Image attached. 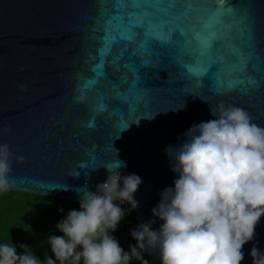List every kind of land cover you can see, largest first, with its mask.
Returning a JSON list of instances; mask_svg holds the SVG:
<instances>
[{"label": "water", "instance_id": "obj_1", "mask_svg": "<svg viewBox=\"0 0 264 264\" xmlns=\"http://www.w3.org/2000/svg\"><path fill=\"white\" fill-rule=\"evenodd\" d=\"M114 2L0 0V128H9L0 133V144L25 157L23 163L13 161L11 191L78 203L81 194L96 192L106 181L108 166L122 161L121 175L136 174L142 181L134 194L142 222L155 220L152 228L158 230L163 221L151 210L178 178L165 152L169 145L181 143L193 124L216 119L210 107L221 101L245 109L264 127V87L227 88L237 61L233 49L247 53L251 43L257 62L264 57V0H174L169 16L159 14L163 20L175 17L165 27L177 28L170 42L153 39L143 51V30H137L135 42L112 48L106 77L85 87L99 63L105 17ZM210 37L218 59L208 80L222 78L220 93L208 80L190 76L178 59H189ZM118 53L123 58L113 65ZM197 81L200 88L193 87ZM116 91L122 92L119 99ZM102 98L107 112L98 109ZM254 245L264 252V216L254 240L243 247L241 264H252Z\"/></svg>", "mask_w": 264, "mask_h": 264}, {"label": "clouds", "instance_id": "obj_2", "mask_svg": "<svg viewBox=\"0 0 264 264\" xmlns=\"http://www.w3.org/2000/svg\"><path fill=\"white\" fill-rule=\"evenodd\" d=\"M210 112L216 119L193 124L181 143L165 149L178 178L151 210L163 223L158 230L152 229L155 220L138 225L130 233L136 241L130 251L111 233L126 214L119 205L138 207L134 194L142 181L136 174L122 176L118 161L107 167V179L96 192L80 195V210H70L56 225L63 236L47 241L55 260L46 256L41 262L25 244L18 254L17 246L0 243V264H131L133 259L148 264L143 253L153 250L160 264H241L243 247L254 240L264 216V127L245 109L222 101ZM24 160L0 144V193L15 188L12 164ZM250 255L252 264H264V252L255 245Z\"/></svg>", "mask_w": 264, "mask_h": 264}, {"label": "snow or ice", "instance_id": "obj_3", "mask_svg": "<svg viewBox=\"0 0 264 264\" xmlns=\"http://www.w3.org/2000/svg\"><path fill=\"white\" fill-rule=\"evenodd\" d=\"M167 3V7H165ZM175 7L174 0H115L112 5V11L105 17V31L102 36V47L99 49V63L94 65L92 72L93 76L86 82L85 87H92L99 84L100 79L106 77L107 73L105 65L108 63L107 57L111 54L112 48L117 44H130L136 41L138 31L142 29L144 34L143 41L138 47L143 51H149V42L153 39L161 42L171 41L172 35L177 31V28H170L165 32V27L169 23H175V17L171 21L160 19L159 14L164 16L170 15V9ZM218 15V13H217ZM181 34H185L183 29H179ZM214 36V34H213ZM199 39V38H198ZM236 53L237 61L232 65V71L230 75L233 76L227 83L229 91L236 88L239 85L256 87H264V79H256L255 73H259L261 77H264V57H260L257 62L255 56L254 46L249 45L247 53L240 49H233ZM189 55V59L185 60L184 54L178 56L181 61V66L185 68L190 76L200 80H208V77L215 71V64L217 62L216 50L212 47V38H208L203 41ZM123 58L121 53L115 55L111 61L113 65H116ZM251 64V71H249V65ZM128 67V65H125ZM198 69V70H197ZM207 73V76L205 75ZM237 73L239 75H237ZM209 83L214 84L215 91L220 93L224 87L222 78L214 80H208ZM115 91V85L111 86ZM129 87L134 88V85ZM242 92L247 91V88L242 89ZM122 95V92L116 91V98ZM98 105V109L101 112L108 111V105L103 103ZM111 99V97H108ZM140 99V98H137ZM127 103V101H125ZM135 106L129 104V111L134 112ZM113 115L119 116L115 109L112 110ZM137 120L136 122H138ZM129 125H127L126 129ZM89 127H94V123ZM83 168V167H80Z\"/></svg>", "mask_w": 264, "mask_h": 264}, {"label": "trees", "instance_id": "obj_4", "mask_svg": "<svg viewBox=\"0 0 264 264\" xmlns=\"http://www.w3.org/2000/svg\"><path fill=\"white\" fill-rule=\"evenodd\" d=\"M13 194H20L23 197L22 201L16 206L12 203L14 200L7 199V197ZM72 209L79 211V203L69 199L48 195L16 191L0 193V243H12L17 246L18 254H23V249H21L19 245L25 244L41 262L45 261L46 256L55 260L53 253L50 256L40 248L39 237L41 230L40 224L42 223L41 219L46 215L49 218V222H52V227L57 232H60L56 228V225L61 220L66 219L67 213ZM46 233L49 238L51 234L48 231ZM111 235L118 240L119 244L123 241V245L120 246L126 252L130 251L129 245L136 244L132 236L129 238L123 236L119 225L116 231L111 233ZM143 258L148 261V264H160L158 250L151 251V254L149 252H144ZM131 264H140V261L133 259Z\"/></svg>", "mask_w": 264, "mask_h": 264}, {"label": "rangeland", "instance_id": "obj_5", "mask_svg": "<svg viewBox=\"0 0 264 264\" xmlns=\"http://www.w3.org/2000/svg\"><path fill=\"white\" fill-rule=\"evenodd\" d=\"M7 199L14 200V201H12V203L16 206V205H18V203L20 201H22L23 197L20 194H13L12 196L7 197ZM41 221H42V223L40 224L41 230H40V237H39L40 248H42L44 250V252H46L48 255L51 256L52 255L51 247L47 243L48 235L46 232L48 231L51 234V236H53V235L54 236H63V234L61 232H57L52 227L53 224H52V222H49V218L46 215L41 219ZM42 229H45V230H42ZM122 242L120 245H123Z\"/></svg>", "mask_w": 264, "mask_h": 264}, {"label": "built area", "instance_id": "obj_6", "mask_svg": "<svg viewBox=\"0 0 264 264\" xmlns=\"http://www.w3.org/2000/svg\"><path fill=\"white\" fill-rule=\"evenodd\" d=\"M119 204V202H117ZM124 211L125 216L119 223V227L125 238L131 237V231L135 230L138 225L142 224V220L136 209H131V205L124 203L119 205Z\"/></svg>", "mask_w": 264, "mask_h": 264}]
</instances>
